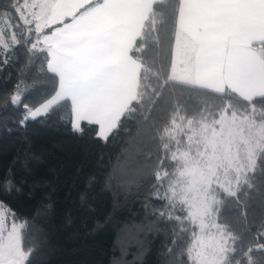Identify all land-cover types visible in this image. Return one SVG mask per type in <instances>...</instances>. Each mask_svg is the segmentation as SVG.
Segmentation results:
<instances>
[{
    "label": "snow or ice",
    "instance_id": "snow-or-ice-1",
    "mask_svg": "<svg viewBox=\"0 0 264 264\" xmlns=\"http://www.w3.org/2000/svg\"><path fill=\"white\" fill-rule=\"evenodd\" d=\"M21 49L56 84L35 105L14 86L4 110L23 109L21 128L66 110L74 133L107 142L154 118L144 163L159 215L177 248L192 241L175 264H264V0H10L0 65ZM176 89L207 100L192 108ZM24 187L0 174V192ZM17 219L0 200V264H31L32 224Z\"/></svg>",
    "mask_w": 264,
    "mask_h": 264
},
{
    "label": "trees",
    "instance_id": "trees-1",
    "mask_svg": "<svg viewBox=\"0 0 264 264\" xmlns=\"http://www.w3.org/2000/svg\"><path fill=\"white\" fill-rule=\"evenodd\" d=\"M9 2L0 0V5ZM51 76L43 55L30 59L22 49L0 65V174L14 169L25 186L24 196L0 192V200L16 212L15 223L32 224L26 243V250L33 249L31 264L186 260L191 238L179 248L173 243L174 225L159 215L162 204L144 163L156 151V120L128 122L107 142L95 138L91 127L74 133L66 110L21 128L23 109L4 110L8 94L19 84L24 102L35 105L56 86ZM173 91L174 98L192 108L207 100L199 93ZM259 210L257 205V214ZM10 223L6 218L5 226Z\"/></svg>",
    "mask_w": 264,
    "mask_h": 264
},
{
    "label": "rangeland",
    "instance_id": "rangeland-1",
    "mask_svg": "<svg viewBox=\"0 0 264 264\" xmlns=\"http://www.w3.org/2000/svg\"><path fill=\"white\" fill-rule=\"evenodd\" d=\"M17 224H19V223H17ZM11 225H12V223H10V224L8 225V227H7V228H10V227H11Z\"/></svg>",
    "mask_w": 264,
    "mask_h": 264
}]
</instances>
